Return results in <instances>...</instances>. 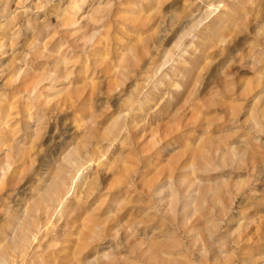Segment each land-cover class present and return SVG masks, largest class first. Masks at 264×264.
I'll list each match as a JSON object with an SVG mask.
<instances>
[{"label": "rangeland", "instance_id": "1", "mask_svg": "<svg viewBox=\"0 0 264 264\" xmlns=\"http://www.w3.org/2000/svg\"><path fill=\"white\" fill-rule=\"evenodd\" d=\"M5 149L0 264H264V0H0Z\"/></svg>", "mask_w": 264, "mask_h": 264}, {"label": "bare ground", "instance_id": "2", "mask_svg": "<svg viewBox=\"0 0 264 264\" xmlns=\"http://www.w3.org/2000/svg\"><path fill=\"white\" fill-rule=\"evenodd\" d=\"M82 3H83V2H82ZM167 57H168V56H167ZM165 59H166V56H165ZM166 61H167V60H166ZM166 63H167V62H166ZM164 65H166V64L164 63ZM164 65H162V66H164ZM54 80H55V79H54ZM56 81H57V79L55 80V82H56ZM35 92H36V88H33L32 93H28V94H30V95H28V96H29V99L32 97L31 94H33V93H35ZM8 146H9V145H8ZM8 146H7V147H8ZM5 147H6V146H5ZM12 147H13V146H12ZM12 147H8V150H9L8 152H10L12 149H15V148H12ZM16 149H17V148H16ZM2 150H3V149H2ZM6 150H7V149H5V152H4V153H6ZM13 151H14V150H13ZM1 152H2V151H1ZM8 152H7V153H8ZM14 152H15V151H14ZM17 152H18V151H17ZM4 153H3V156L1 155V156L3 157V158H1L2 160L0 159V160H1V161H0V170H1V173H2V177H1V178H3V176L7 175V173H8V172L10 171V169L12 168V165L14 164V162H13V163L10 162V159H9V158H10V155L8 156L7 153L4 155ZM0 154H1V153H0ZM69 154H70V153H69ZM77 156H78V155H77ZM16 157H17V156H16ZM71 157H72V156H71ZM71 157H69V156H68V157H66V156L64 157V158H66V159H65V163H66V165H67V166L69 165V166H71L74 170L79 171V168H80L79 166H81V167L83 166L84 161H85V158L80 159V158L77 157V158H76L77 160H72ZM11 160H12V159H11ZM86 160H87V159H86ZM95 160H96V159H95ZM12 161H13V160H12ZM63 161H64V160H63ZM63 161H62V162H63ZM89 162L92 163V158H91V160H90ZM91 163H89V165H91ZM96 165H97V164H96ZM60 168H61V167H60ZM62 168H63V166H62ZM72 168H71V169H72ZM58 169H59V168H58ZM80 169H81V168H80ZM67 170H69V168H68ZM58 171H59V170H58ZM70 171H72V170H70ZM70 171H68V173H69ZM87 171H88V170H87ZM61 172H62V169H61ZM72 172L75 173L76 171H72ZM62 173H63V172H62ZM57 174H58V173H57ZM57 174H56V175H57ZM65 174H66V176H67V173H65ZM78 174H79V173H78ZM80 174H81V173H80ZM76 175H77V174H75V175H73V176L75 177ZM79 176H80V175H79ZM51 177H52V176H51ZM68 177H69V175H68ZM65 179H66V178H65ZM68 179H69V178H68ZM76 179H78L77 176H76ZM86 179H87V178H86ZM73 180H74V179H73ZM73 180L71 179L72 182H73ZM66 181H67V180H66ZM78 181H79V180H78ZM76 182H77V181H76ZM80 182H81V181H80ZM59 183H60V182H59ZM61 183H63V182H61ZM81 183H82V182H81ZM81 183H80V184H81ZM64 184H65V183H64ZM85 184H86V183H84V185H85ZM62 185H63V184H62ZM72 185H73V184H71V186H72ZM74 185H75V184H74ZM81 185H83V184H81ZM81 185H80V186H81ZM84 185H83V186H84ZM58 186H59V185H58ZM75 186H76V185H75ZM75 186H74V187H75ZM69 187H70V186H69ZM69 187H68V188H69ZM72 187H73V186H72ZM72 187H71V188H72ZM74 187L72 188V190H74ZM78 187H79V186H78ZM85 187H86V185H85ZM85 187H84V188H85ZM59 188H60V187H58V189H59ZM81 188L83 189L82 186H81ZM51 189H52V188H51ZM56 189H57V188H56ZM58 189H57V190H58ZM82 189H81V190H82ZM85 189H86V188H85ZM49 190H50V189H49ZM67 190H68V189H67ZM70 190H71V189H70ZM50 191H51V190H50ZM79 191H80V190H79ZM79 191H78V193H79ZM51 192H52V191H51ZM57 192H58V191H57ZM68 192H69V190H68ZM70 192H71V191H70ZM72 192H73V191H72ZM62 198H63V196H62ZM55 199H56V198H55ZM25 240H26V238H25Z\"/></svg>", "mask_w": 264, "mask_h": 264}]
</instances>
